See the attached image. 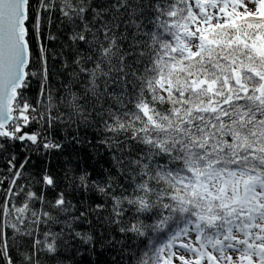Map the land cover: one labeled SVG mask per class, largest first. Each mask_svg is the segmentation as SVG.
<instances>
[{"label":"snow or ice","instance_id":"6c2138e0","mask_svg":"<svg viewBox=\"0 0 264 264\" xmlns=\"http://www.w3.org/2000/svg\"><path fill=\"white\" fill-rule=\"evenodd\" d=\"M58 124L98 168L30 171ZM0 160V264H264V0H0Z\"/></svg>","mask_w":264,"mask_h":264},{"label":"trees","instance_id":"16d2710c","mask_svg":"<svg viewBox=\"0 0 264 264\" xmlns=\"http://www.w3.org/2000/svg\"><path fill=\"white\" fill-rule=\"evenodd\" d=\"M33 2L35 3V0ZM57 17L58 13L52 14V22L49 29L57 37V40L50 42L48 45L50 56L48 62L50 84L54 92L64 82L66 73L70 70L63 67V58L67 57L69 63L71 61V56L69 55L70 50L66 47L69 43L68 36L70 35L71 26L66 27ZM38 93L39 86L34 81L30 91L33 102H35ZM34 128H39V125H34ZM46 134L50 135L54 140L63 143L65 147L60 152H42L40 155H37L34 151L27 152L28 155L32 156L33 161L30 171L34 175H37V177L44 169H47L50 174L59 178L68 169L78 171L81 168H88L91 171L93 168H98L99 161L96 153L87 143L88 140L93 139V133L91 131L82 129L77 133L75 128L58 124L48 129ZM73 135H77L82 142L80 144L70 142ZM11 151L18 157H23L27 150L22 145L17 144ZM3 167L4 162L0 160V170ZM60 188H63V184H60ZM35 190L39 191L40 185H36ZM69 198L72 199V196L70 195ZM73 202L75 203V200ZM76 227L77 230H89V225L86 223L78 224ZM103 243V241L98 242L94 249H89L88 246H82L80 252L83 255L76 254L74 250L64 253L65 264H114V258L119 259V250L103 247ZM127 259V254H125V261Z\"/></svg>","mask_w":264,"mask_h":264}]
</instances>
